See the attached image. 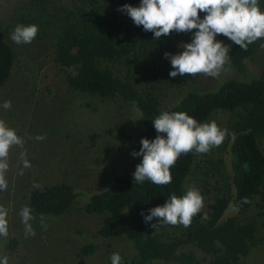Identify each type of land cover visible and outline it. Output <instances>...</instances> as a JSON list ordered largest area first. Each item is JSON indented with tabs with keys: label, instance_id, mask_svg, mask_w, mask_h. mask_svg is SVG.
<instances>
[{
	"label": "trees",
	"instance_id": "obj_1",
	"mask_svg": "<svg viewBox=\"0 0 264 264\" xmlns=\"http://www.w3.org/2000/svg\"><path fill=\"white\" fill-rule=\"evenodd\" d=\"M71 2L65 7L54 5V0H33L20 5L16 17L23 25L38 26L35 39L46 41L51 61L68 70L71 90L119 99L137 111L138 130L113 126L105 130L106 136L133 153L140 150L143 138L152 140L158 135L153 119L163 111L187 112L201 123L219 113L228 116L224 128L228 134L221 147L206 154H182L171 168L170 184L158 186L148 180L134 184V168L117 173L102 190L91 194L82 209L103 215V220L94 239L83 244L77 255L93 253L100 239L122 235L136 252L119 254L121 264H244L242 258L253 243L256 224L243 214L255 198L259 199L257 206L264 207V67L254 75L246 62L258 53L264 38L246 50L224 40L230 48L224 67L234 70L236 76L224 78L210 89L198 88L199 74L171 77V62L164 55L181 52V42L193 38L196 30L173 31L155 40L153 32L144 31L118 11L125 4L139 6L141 0ZM259 4L264 10V0ZM205 15L200 13L201 18ZM14 61L12 45L0 39V87L8 80ZM171 90H177V97L163 105ZM96 137L91 135V141ZM216 150L217 155L211 156ZM198 168L203 173L201 187L212 199L207 218L199 213L189 227L165 224L157 218L145 223L150 209L166 203L173 193H186V181ZM77 192L65 182L35 187L26 196V206L34 213L60 215L70 209ZM245 197L250 202H243ZM156 223L155 229L152 224ZM16 247L13 237L9 252Z\"/></svg>",
	"mask_w": 264,
	"mask_h": 264
},
{
	"label": "rangeland",
	"instance_id": "obj_2",
	"mask_svg": "<svg viewBox=\"0 0 264 264\" xmlns=\"http://www.w3.org/2000/svg\"><path fill=\"white\" fill-rule=\"evenodd\" d=\"M26 2L33 0H0V39L10 43L15 52L10 76L0 87V119L25 140L23 149L16 147L10 151V168L6 174L8 188L0 191V206L8 212L9 232L7 237L0 236V258L6 256L8 264H109L113 253L132 256L135 251L133 243L122 235L98 240L91 254L80 257L77 252L83 244L94 239L103 220L101 214L83 211L90 195L102 190L117 173L136 168L143 159L142 156H133L128 148L104 134L113 126L132 132L138 130L137 111L119 99L71 90L66 78L68 70L51 61L46 41L13 42L11 35L15 27L22 24L16 17V10ZM71 3V0H54L56 6L69 7ZM216 39L226 41L227 37L218 35ZM191 40L192 37H188L181 44ZM246 63L249 72L260 73L264 67V43L254 58ZM233 76L236 72L224 67L218 77L199 74L196 85L210 89L224 78ZM177 95V90H171L163 105L173 102ZM5 101H11L10 109L2 107ZM212 120L224 129L228 116L219 113ZM93 134L97 137L91 141ZM38 135L45 138L38 140ZM261 149L264 153V140ZM221 150L220 156L223 154ZM22 151H26L31 167L23 169V175H20ZM214 152L211 156H216L218 150ZM198 170L187 179L186 189L200 191L204 199L201 213H207L211 194L204 193L200 181L202 169ZM56 182L71 184L78 191L70 209L60 215L31 211L35 219L30 223L36 234L26 236L19 213L26 206L27 194L36 187L34 185ZM258 200L255 198L243 214L256 224L253 243L242 258L244 264H264V207L257 206ZM235 212L232 209V213ZM13 237L17 239V247L10 253L8 243Z\"/></svg>",
	"mask_w": 264,
	"mask_h": 264
},
{
	"label": "clouds",
	"instance_id": "obj_3",
	"mask_svg": "<svg viewBox=\"0 0 264 264\" xmlns=\"http://www.w3.org/2000/svg\"><path fill=\"white\" fill-rule=\"evenodd\" d=\"M118 11L125 12L135 25L143 26L144 31L153 32L155 40L173 31L187 33L196 30L191 42L180 45L182 52L164 54L171 62V77L197 74L218 77L229 62L230 51L223 41L216 39L218 35L227 37L245 50L249 44L264 38V10L259 0H141L139 6L125 4ZM201 12L206 13L203 18ZM38 31L35 24L17 25L11 39L17 44L31 43ZM11 106V101L2 105L6 110ZM153 124L158 135L152 140L143 138L140 150L132 153L133 156L143 157L132 174L134 184L146 180L158 186L170 184L171 168L182 154L193 151L196 154L209 153L220 146L228 134L227 129H222L215 120L201 123L187 112L180 111H163L153 119ZM44 138L43 135L36 137L38 140ZM24 144V138L0 119V191L8 188L6 174L10 168V151L16 147L23 149ZM20 162L23 166L20 175H23V169L31 167L26 151L20 153ZM243 202L250 201L245 197ZM203 207L204 199L200 191L190 188L183 196L171 194L166 203L150 209L144 220L148 223L157 218L165 224L189 227L193 217L201 213ZM19 214L25 235L35 236L30 223L35 219L31 209L25 206ZM7 216V209L0 206V236L3 237L9 234ZM204 216L207 218V213ZM43 219L41 216L42 226ZM156 225L152 224V227L156 229ZM121 260L119 253L112 254L111 264H121ZM0 264H8V258H0Z\"/></svg>",
	"mask_w": 264,
	"mask_h": 264
}]
</instances>
